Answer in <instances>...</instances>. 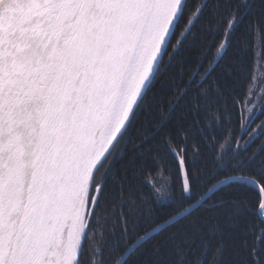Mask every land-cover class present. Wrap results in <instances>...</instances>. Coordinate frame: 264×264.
<instances>
[{"label": "snow or ice", "instance_id": "1", "mask_svg": "<svg viewBox=\"0 0 264 264\" xmlns=\"http://www.w3.org/2000/svg\"><path fill=\"white\" fill-rule=\"evenodd\" d=\"M183 3L0 0V264H85V258L86 264H125L145 244L142 264H165L190 234L205 228L222 234L221 221L228 224L244 211L240 198L212 194L245 176L239 169L264 168V156L257 157L260 145L240 155L264 129V120L249 122L255 107L251 86L236 99L246 135L229 128L219 142L215 135L204 137L209 146L216 143L214 159L221 166L230 160L238 171L164 220L153 219L161 189L173 194V171L177 194L185 195L204 172L189 168L200 155L195 132L212 128V120L201 125L197 113L209 107V87L220 91L214 81L205 85L204 99L192 97V122L178 125L175 135L161 131L195 75L185 76L183 61L176 59L195 15L181 26ZM165 64L175 74L162 78ZM169 83L172 93L165 99L159 89ZM210 116L219 124L218 109ZM247 179L264 219V181ZM197 209L199 216L193 215ZM184 217L189 219L180 223ZM224 247L221 240L214 256ZM184 258L180 254L176 264Z\"/></svg>", "mask_w": 264, "mask_h": 264}, {"label": "trees", "instance_id": "2", "mask_svg": "<svg viewBox=\"0 0 264 264\" xmlns=\"http://www.w3.org/2000/svg\"><path fill=\"white\" fill-rule=\"evenodd\" d=\"M234 10H236L235 19L228 28V21L232 18ZM193 12L195 15L192 17L184 45L177 53L176 59L183 61L185 76L190 72H195V75L185 96L176 104L168 120L162 125L161 131L171 129L175 135L178 125L187 127L188 123L192 122V97L195 96L198 100L204 99L200 89L205 85L211 86L214 81L220 91L215 92L209 87V92L206 94L209 107L201 108L197 113L200 124L204 125L206 118L211 119L212 128L209 130L204 127L203 134L195 132L194 138L200 144V155L189 163V168L203 167L204 172L193 179L191 195H185L177 194L179 179L173 171L172 199L169 202L153 201V219L157 222L179 211L183 204L196 201L209 185L221 177L238 171L231 167L230 160L221 166L214 159L216 143L209 146L204 137L215 135L216 141L219 142L227 135L229 128L234 135H246V132L241 133L239 128L240 113L236 99H243L249 93L256 65L264 61V0H244L243 3L241 0H185L180 20L181 26ZM226 28L228 32L225 47L218 55L216 49L220 41L225 39ZM209 64H211L210 68ZM201 72L205 73L203 80H200ZM169 74L174 75L175 68L172 64H165L161 77ZM172 87L169 83L159 89L165 99L172 93ZM157 88L158 82L153 85V90ZM212 109H218L220 112L219 124L210 116ZM157 119L160 117L157 116ZM260 120H264V101L253 112L249 122ZM176 138L178 139V136ZM262 139H264V129L248 140L247 144L241 148L240 155L245 152L250 153L260 145L257 157L264 156ZM239 171L245 173L242 177L256 176L264 181V168L246 166ZM212 195L213 198L236 196L242 200L244 211L228 224L221 221L222 234L209 233L207 228L202 232L190 234L187 243L179 252L175 249L170 251L165 264H176L180 254L185 257L183 264H196L197 261L199 264H212L213 261L215 264H264V232L261 231L264 229V220L260 218L255 207L257 201L255 186L248 181L233 180L220 186ZM193 215H201L200 210L197 209ZM188 219L189 217H184L180 223H186ZM141 227L143 228L144 225L142 224ZM173 227L176 226L173 225ZM257 236L260 238L257 239ZM221 240L225 241V247L217 258L214 253ZM244 240L247 241L246 246L242 244ZM147 247L148 244H145L137 248L125 264H142L140 256Z\"/></svg>", "mask_w": 264, "mask_h": 264}, {"label": "rangeland", "instance_id": "3", "mask_svg": "<svg viewBox=\"0 0 264 264\" xmlns=\"http://www.w3.org/2000/svg\"><path fill=\"white\" fill-rule=\"evenodd\" d=\"M251 102L256 104V101H259L258 104L253 108L252 113L249 116V120L253 112L260 107V104L264 101V61H260L256 65L253 83L251 86Z\"/></svg>", "mask_w": 264, "mask_h": 264}, {"label": "clouds", "instance_id": "4", "mask_svg": "<svg viewBox=\"0 0 264 264\" xmlns=\"http://www.w3.org/2000/svg\"><path fill=\"white\" fill-rule=\"evenodd\" d=\"M259 101H256V104H258ZM255 104V106H256ZM251 114V112H250ZM161 192L163 193L160 198H159V202H169L172 199V194L170 193V190H168L167 188H162ZM96 243H99V238L97 236V239L95 240ZM196 264H199V261L196 262ZM212 264H215V261L212 262Z\"/></svg>", "mask_w": 264, "mask_h": 264}, {"label": "water", "instance_id": "5", "mask_svg": "<svg viewBox=\"0 0 264 264\" xmlns=\"http://www.w3.org/2000/svg\"><path fill=\"white\" fill-rule=\"evenodd\" d=\"M184 3H185V0H184ZM184 3H183V5H184ZM183 7V6H182ZM233 180H244V181H248V179H247V177H239V178H233L231 181H233ZM249 182V181H248ZM258 215L260 216V214L258 213ZM260 218H261V216H260ZM262 219V218H261ZM262 220H264V219H262Z\"/></svg>", "mask_w": 264, "mask_h": 264}]
</instances>
